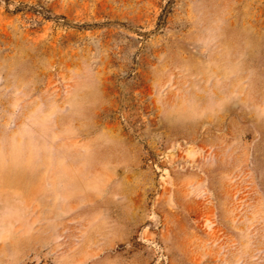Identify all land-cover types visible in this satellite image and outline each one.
<instances>
[{
  "label": "rangeland",
  "instance_id": "374dc122",
  "mask_svg": "<svg viewBox=\"0 0 264 264\" xmlns=\"http://www.w3.org/2000/svg\"><path fill=\"white\" fill-rule=\"evenodd\" d=\"M0 264H264V0H0Z\"/></svg>",
  "mask_w": 264,
  "mask_h": 264
}]
</instances>
